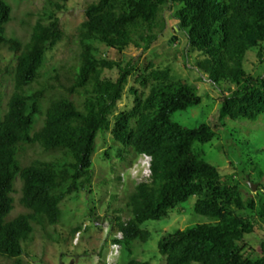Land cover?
<instances>
[{
	"label": "trees",
	"instance_id": "16d2710c",
	"mask_svg": "<svg viewBox=\"0 0 264 264\" xmlns=\"http://www.w3.org/2000/svg\"><path fill=\"white\" fill-rule=\"evenodd\" d=\"M66 2L46 0L29 38L21 40L7 34L12 6L0 0V48L15 59L13 88L5 109L0 106V264H27L23 256L36 231L59 224L61 203L90 189L99 132L119 142L121 160L127 153L152 158L150 178L135 184L115 211L128 217L112 215L111 232L123 235L113 241L121 243L125 264H150L134 256L136 246L152 235L142 225L193 196L194 212L210 221L165 233L158 241L165 264H264V241L255 255L246 240L256 221L242 214L256 211L264 225V201L259 207L254 198L247 203L240 184L223 178L195 151L196 143L215 137L217 127H188L172 118L201 102L197 87L173 76L169 67L157 68L152 61L123 64L102 56L99 47L103 43L121 53L133 45L148 51L164 35L168 8L176 19L174 31L187 38V54L200 57L203 78L221 92L220 110L233 121L264 120V0H94L79 25L78 64L63 84L57 68L46 75L43 69L47 52L64 37L59 14ZM249 51L257 56L253 71L247 65ZM106 70H117L118 76L106 77ZM127 88L132 103L119 110ZM37 117L42 123L35 129ZM27 143L52 157L22 167L16 156ZM17 180L18 202L26 211L12 217Z\"/></svg>",
	"mask_w": 264,
	"mask_h": 264
},
{
	"label": "rangeland",
	"instance_id": "374dc122",
	"mask_svg": "<svg viewBox=\"0 0 264 264\" xmlns=\"http://www.w3.org/2000/svg\"><path fill=\"white\" fill-rule=\"evenodd\" d=\"M12 6V19L7 24V34L27 40L30 36L32 25L41 17L46 0H6ZM94 0H67L66 10L60 12L61 25L64 30L63 39L47 52L46 64L43 74L46 75L52 69H58L60 81L67 82L70 69L78 64L79 25L85 19L84 8ZM165 15L168 26L164 35L152 45L148 51H142L130 45L124 52H117L107 45L100 43V54L110 60L121 61L126 64L132 61L136 66L152 61L155 67L164 69L169 67L171 74L189 85H195L202 96L201 102L186 111H178L172 118L185 126L194 127L201 123H208L217 127L215 137L207 143H196L194 148L203 159L216 166L223 178H232V184L239 183L245 201L254 198L256 207L264 201V120L259 121H233L220 110L221 92L212 83L203 78L199 69L200 57L188 55L187 38L184 34L174 31L176 19L171 11L166 8ZM255 51H249L251 54ZM257 56H248L247 65L253 71ZM15 66L14 54L6 47L0 48V106L5 109L8 97L13 88L12 70ZM257 68L262 69V65ZM106 77L115 79L118 71L106 70ZM55 77V75H54ZM203 78V79H202ZM44 79V78H43ZM53 82H55L53 80ZM133 79L130 80L129 86ZM147 93L148 87H142ZM132 98L128 88L123 99L118 103V109L130 107ZM42 123L37 117L34 128ZM99 132L96 139V149L93 154L94 176L90 189L74 193L68 196L62 203V217L56 226H50L47 231L38 229L35 239L26 246V254L23 260L27 264H106L105 256L109 252L113 232H111L112 215H120L124 219L128 217L126 212L115 211L124 206L129 193L134 185L139 182L132 177L131 171L139 169L134 167L138 161L132 153H127L126 160H121L117 155L120 146L112 135ZM108 152L109 156L106 155ZM52 152L43 153L35 144H21L19 146L16 161L22 167L30 164L36 158H51ZM133 167V168H132ZM125 174L124 180L121 175ZM249 182L256 184L253 191ZM260 184L262 188L260 189ZM21 182L17 180L15 208L11 216L25 212L26 209L18 202L21 194ZM197 197L193 196L188 201L179 205L167 216L159 220H149L142 228L151 232L148 242L137 245L135 257L150 261V264H165L164 258L158 251V241L168 232H174L196 223L210 221L209 218L194 212V204ZM94 211L91 215V208ZM242 214L252 216L255 219V231L246 236L247 242L254 250V254L260 253L261 243L264 241V225L257 220L256 211ZM115 216V215H114ZM78 225L86 229L82 231L77 244H74L72 230ZM126 259V258H125ZM124 255L118 264H125ZM5 262V260H3Z\"/></svg>",
	"mask_w": 264,
	"mask_h": 264
},
{
	"label": "clouds",
	"instance_id": "9594fccd",
	"mask_svg": "<svg viewBox=\"0 0 264 264\" xmlns=\"http://www.w3.org/2000/svg\"><path fill=\"white\" fill-rule=\"evenodd\" d=\"M144 155H147L149 157V164L148 165L142 163V160H143V156ZM151 160H152V158H151L150 155H148L147 153H142L138 157V161H137V163L134 166V167H138L139 169H133L130 172L131 175H132L131 178L134 177V178L138 179L139 182L148 180L150 178L151 172H152L151 171ZM146 169H147V172L145 171ZM148 171H149V174H148ZM120 177H121V179L124 180L125 174L123 173ZM86 227H87V225H83V227L81 229H79L74 234V244H77V241L80 239V237L82 235V231L84 229H86ZM122 237H123V235H122V232H120V231H116V232L113 233V237H112V240H111V245H110L109 252H107L106 253V256H105V262H106V264H118V261H119V259L121 257L122 245L118 241H113V239L120 240ZM114 244H119L120 245V252H119V254L116 257L111 253Z\"/></svg>",
	"mask_w": 264,
	"mask_h": 264
},
{
	"label": "built area",
	"instance_id": "2783aa9c",
	"mask_svg": "<svg viewBox=\"0 0 264 264\" xmlns=\"http://www.w3.org/2000/svg\"><path fill=\"white\" fill-rule=\"evenodd\" d=\"M142 163L146 164V165L149 164V157L147 155L143 156ZM145 171L147 172V169ZM148 174H149V171H148ZM119 252H120V245L119 244H114L111 253L116 257L119 254Z\"/></svg>",
	"mask_w": 264,
	"mask_h": 264
},
{
	"label": "water",
	"instance_id": "95a60500",
	"mask_svg": "<svg viewBox=\"0 0 264 264\" xmlns=\"http://www.w3.org/2000/svg\"><path fill=\"white\" fill-rule=\"evenodd\" d=\"M249 186L250 188L255 191L256 190V184L252 183V182H249Z\"/></svg>",
	"mask_w": 264,
	"mask_h": 264
}]
</instances>
